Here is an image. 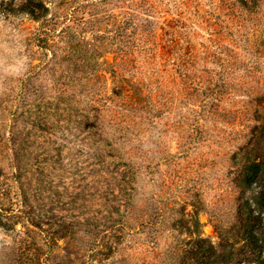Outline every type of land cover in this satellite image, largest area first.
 <instances>
[{"label":"rangeland","instance_id":"1","mask_svg":"<svg viewBox=\"0 0 264 264\" xmlns=\"http://www.w3.org/2000/svg\"><path fill=\"white\" fill-rule=\"evenodd\" d=\"M260 1L218 35L231 0H0V264H21L27 233L41 264H187L176 224L194 214L218 249L236 241L233 155L251 136L250 87L264 88ZM209 80L226 86L216 111L184 101Z\"/></svg>","mask_w":264,"mask_h":264},{"label":"trees","instance_id":"2","mask_svg":"<svg viewBox=\"0 0 264 264\" xmlns=\"http://www.w3.org/2000/svg\"><path fill=\"white\" fill-rule=\"evenodd\" d=\"M260 3V0H231L229 5H227L228 10L226 12L221 11V13L227 16L232 24H220V28L216 27L210 33L225 34V28L231 27L242 11L245 10L249 14H257ZM221 9L225 8L222 6ZM218 15L221 16L220 14ZM253 17L252 15L248 16V19ZM220 22L222 23V21ZM256 26L258 25L256 24ZM121 27L122 30L120 29L119 35L124 37L127 35L126 24ZM227 32L231 33V30ZM126 42H129V45H134L132 41ZM223 49L220 48L218 53L223 52ZM76 53L80 55L79 50H75ZM131 54L132 48L122 46L120 58L124 62ZM208 54L215 56V53L209 52ZM191 66L192 69L196 68L194 63H191ZM188 83L183 90L184 101L192 100L200 95L202 106L207 102H211V107L215 111L219 105L218 101L224 97V94L219 96V93H227L223 82L217 84V82L209 80L200 93L197 92L198 88L192 81ZM140 85L138 92H141L144 88V84ZM122 87L119 84V88L114 89V92L117 95H122ZM249 91L253 94V99L256 101L252 112L253 122L249 125L251 127V136L241 146L239 151L233 155V160L239 165L235 176L236 185L240 190L238 224L231 227L227 232L236 237V241H230V237L226 234V240L221 243V247L218 249L209 238L202 235L201 223L197 214L192 216L191 225H189V219L181 216L177 219L176 228L179 230L185 229L189 236V241L185 247L187 264H264V88L260 90L258 87H250ZM125 94H127L128 98H133V95ZM115 116L116 118L120 117L119 121L116 122V118H111L109 122L119 123H115V128L113 129L122 133L123 130L127 129V126L123 125L124 122L130 120L126 119L124 115L117 116L115 113ZM118 157L122 159L120 154ZM248 190L252 192L247 194ZM18 247L21 264H41L43 248L35 238H31L30 234L27 233V235L20 237ZM23 260L25 263H23Z\"/></svg>","mask_w":264,"mask_h":264},{"label":"clouds","instance_id":"3","mask_svg":"<svg viewBox=\"0 0 264 264\" xmlns=\"http://www.w3.org/2000/svg\"><path fill=\"white\" fill-rule=\"evenodd\" d=\"M2 18H0V22H2ZM8 70L11 74L13 75H18L19 73H21L23 71V65L21 62H16L14 64H10L8 66Z\"/></svg>","mask_w":264,"mask_h":264}]
</instances>
